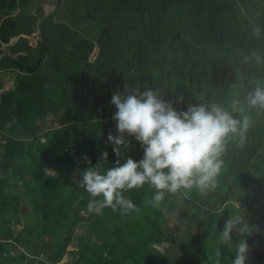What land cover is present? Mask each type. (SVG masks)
Here are the masks:
<instances>
[{"label": "trees", "instance_id": "obj_1", "mask_svg": "<svg viewBox=\"0 0 264 264\" xmlns=\"http://www.w3.org/2000/svg\"><path fill=\"white\" fill-rule=\"evenodd\" d=\"M29 1L0 0V14L21 7L8 17L11 28L1 25L7 39L32 34L41 20L35 46L25 37L9 46L24 53L21 69L11 56L0 57V70H15L0 95V264H59L74 238V259L63 264H168L165 243L176 244L168 223L188 209V224L202 230L180 246L183 264H217V249L224 258L241 241L248 249L264 241L253 230L264 232V108L246 103L264 86V0H55L48 14L41 0L26 11ZM124 89H152L178 111L215 102L237 119L249 117L243 143L236 134L226 138L214 190L180 189L155 206L146 184L123 193L137 210L89 211L80 174L104 151L99 170L117 159L107 142L109 131L115 134L110 99ZM49 116L58 128L42 123ZM142 153L132 139L126 154ZM231 201L241 214L228 209L227 219L247 220L236 240L225 241L216 220Z\"/></svg>", "mask_w": 264, "mask_h": 264}, {"label": "clouds", "instance_id": "obj_2", "mask_svg": "<svg viewBox=\"0 0 264 264\" xmlns=\"http://www.w3.org/2000/svg\"><path fill=\"white\" fill-rule=\"evenodd\" d=\"M177 99L179 102L183 97ZM110 103L116 109L112 116L115 134L109 131L107 142L113 146L117 159L112 167L99 170L95 166L108 160L109 154L104 151L100 161L85 168L79 178V186L90 196L89 211L97 213L104 208L122 215L137 210L133 200L123 193L146 184L155 190L149 201L155 206L160 205L166 194L180 189L214 190L226 138L236 134L243 143L250 124L247 115L237 119L215 102L189 104L186 110L178 111L171 101L161 98L152 89L117 91L112 94ZM239 103L233 101V105ZM246 103L249 108H264V86L249 92ZM236 110L234 107L233 111ZM132 139L143 150L139 159L126 154ZM234 223L230 220L225 223L223 240L230 238ZM254 226L261 234L260 228ZM219 255L217 249V264ZM248 258V244L241 241L235 248L232 264H246Z\"/></svg>", "mask_w": 264, "mask_h": 264}, {"label": "rangeland", "instance_id": "obj_3", "mask_svg": "<svg viewBox=\"0 0 264 264\" xmlns=\"http://www.w3.org/2000/svg\"><path fill=\"white\" fill-rule=\"evenodd\" d=\"M39 1L40 0H31V5H30L29 11H33L34 8L36 7V5L39 3ZM40 4H41L45 14H48L49 12L54 10V8H55V0H41ZM10 13H13V11H11ZM10 21H12V20H10ZM38 22H37V24H38ZM0 26H1V24H0ZM26 37H27L28 43L31 44L32 46H35L36 40L39 39V34H38L37 30H35L32 34H29ZM0 38H1V35H0ZM16 39L17 38H13L12 39L13 41H10V42H14V41H16ZM0 41H2V40L0 39ZM0 48L3 49V53L9 52V48H8L6 43H1ZM93 53H94V51H93ZM93 53H92V55H93ZM1 54L2 53H0V55ZM12 55H15V54H12ZM91 56H90V58H92ZM14 73H15V71L10 70V69H5V70L0 72V81L2 82V85H3V87L0 89L1 93L4 92L8 87H11L13 85ZM55 117L56 116H49L46 119V122L50 123L51 127L58 128L59 124H56V122H53V121H55ZM3 138H4L3 135L0 134V140H2ZM73 178L74 179L77 178L76 174H73ZM236 205L238 207L240 206L239 203H235L233 201L228 202V203L226 202L225 205L221 206L219 210L222 212L224 210L229 209L230 214L236 213V216H238V213L239 214H241V213L237 209L238 207L237 208L235 207ZM22 209L26 210V205L25 206L23 205ZM189 211H190V209H188L185 213L182 212L183 214L182 213L176 214L175 216H173L170 219V221L168 223V227H167V229L169 228L168 231L176 237L175 238L176 244H170L169 242L165 243V247H164L165 252H166L167 256L169 257V261H170V262H168V264H183L184 261H183L182 256H181L182 255V253H181L182 248L180 249V246L185 244V241L188 243H191L192 234L196 233L197 231L202 230V226L191 227L188 224L187 214ZM237 211H238V213H237ZM16 228H18V227H16ZM256 230H258V229L256 228ZM80 231L81 230L79 228H76L75 234H81L82 231L81 232ZM254 232H255V230H254ZM76 242H77V239L74 238V240H72L71 243H69V245L66 247L67 252L64 255V257L62 258V260L59 262V264L65 263L64 261L74 259V257H71V255H70V253H68V251L74 250L77 248ZM250 249H254V252L251 254V256H253V258H254V262L258 263V262H261L262 259H264V241H262V240L253 241L251 248H249V251H251ZM19 250L22 251V247H19ZM258 252H260V253H258ZM34 254L37 256L38 255L41 256L40 254H38V252H35ZM232 257H233V255L229 254L228 256H226L224 258L219 257L218 259H219L220 264H223L224 262H229V260L233 259ZM216 262H217V259H216ZM262 262H264V261H262ZM247 263L250 264L251 262H247Z\"/></svg>", "mask_w": 264, "mask_h": 264}, {"label": "crops", "instance_id": "obj_4", "mask_svg": "<svg viewBox=\"0 0 264 264\" xmlns=\"http://www.w3.org/2000/svg\"><path fill=\"white\" fill-rule=\"evenodd\" d=\"M30 5H31V0L29 1V2H27L26 3V11L28 10H30ZM20 6L17 4V7H16V10H14L13 11V13H10V14H7V15H4V14H0V24L2 25V24H4L3 23V20H8V17H9V15H14V14H16L19 10H20ZM36 8H34V10H35ZM34 10L33 11H30V12H34ZM10 21V20H9ZM5 25H7V24H5ZM12 25H13V22L11 21V26H8V27H12ZM0 29H1V26H0ZM36 30H37V32H38V34H39V29L37 28V26H36ZM8 33V32H7ZM17 35V36H16ZM16 35H13V36H11V37H9V39H7L4 35H1V40H2V37L3 38H5V41H0V47H1V43H6L7 44V46H8V48H9V46H11V45H14L17 41H18V39L20 38V37H25V38H27L26 36L27 35H24L23 33H21V32H18ZM13 38H17L16 39V41H14V42H10V41H13L12 39ZM38 39V38H37ZM29 44V43H28ZM29 45H31V44H29ZM32 46V45H31ZM97 48V47H96ZM95 49V48H94ZM94 51V50H93ZM0 53H2L1 55H0V57L2 56V55H4V54H7V55H9V56H11L12 58H14L15 59V55L16 54H18V53H15V55H12V53L10 52V50H9V52H6V53H3V49L2 48H0ZM19 53H22V52H19ZM23 55H24V53H22ZM22 55V56H23ZM96 55V54H95ZM21 61V60H20ZM20 61H19V66H21L20 65ZM16 64V63H15ZM17 65V64H16ZM18 66V65H17ZM18 66V67H19ZM8 69H10V68H8ZM19 69H21L20 67H19ZM4 70V69H3ZM3 70H0V72L1 71H3ZM10 70H14V69H10ZM15 71V70H14ZM2 87H3V85H2ZM1 87V88H2ZM0 88V89H1ZM8 88H10V87H8ZM7 88V89H8ZM6 89V90H7ZM0 95H1V91H0ZM53 122H56V121H53ZM42 123L44 124V123H47V122H45V121H43L42 120ZM48 125L46 126V127H48V126H50V123H47ZM1 134V133H0ZM3 135V134H2ZM3 139L2 140H0V142H2V143H4V141H5V139H6V137L3 135ZM4 150H5V148H2L1 150H0V159H1V153L2 152H4ZM49 171H52V170H49ZM258 227V226H257ZM259 228V227H258ZM253 230H255V234H258V232H257V230H256V228H255V226H254V229ZM261 230V229H260ZM261 234H264V232L261 230ZM253 251H254V249H253ZM258 253H260V252H258ZM262 261H264V259H262ZM254 262V258H253V256H250V258H248V262H251L250 264H264V262ZM246 264H249V263H246Z\"/></svg>", "mask_w": 264, "mask_h": 264}, {"label": "water", "instance_id": "obj_5", "mask_svg": "<svg viewBox=\"0 0 264 264\" xmlns=\"http://www.w3.org/2000/svg\"><path fill=\"white\" fill-rule=\"evenodd\" d=\"M3 23L4 24H7L8 26H11V21L9 20H3ZM40 25H41V20L38 22L37 24V28L39 29L40 28ZM34 36V35H33ZM103 36V29L101 30L97 40H96V43H99L101 38ZM2 41H5V38L2 37ZM96 50V51H95ZM94 50V53L93 55L91 56L92 58H90L91 60L94 59L95 57V54L97 53V48H95ZM22 53H18L15 55V61L17 62V64L19 65V61L22 59ZM88 60L85 65L91 61V60ZM46 126L48 125L47 123H44ZM227 213H228V210H224L221 212L220 216L218 217V219L216 220V227L220 230V231H223L224 230V227H225V223L227 221H229L227 219ZM246 216L245 215H241V218L239 220H236L234 221V227L230 233V237L233 239V240H236L237 239V233H236V230L238 228H244L245 229V224H246ZM254 251H249V258H250V255L253 253Z\"/></svg>", "mask_w": 264, "mask_h": 264}, {"label": "flooded vegetation", "instance_id": "obj_6", "mask_svg": "<svg viewBox=\"0 0 264 264\" xmlns=\"http://www.w3.org/2000/svg\"><path fill=\"white\" fill-rule=\"evenodd\" d=\"M18 40H19V39H18ZM37 41H38V40H36V43H37ZM22 57H23V56H22ZM11 58H12V57H11ZM13 59H14V58H13ZM14 61H15V59H14ZM15 63L17 64V62H16V61H15ZM17 65H18V64H17ZM18 66H19V65H18ZM19 67H20V68H22L21 66H19ZM25 68H32V67H31V66H29V65H26V66H25Z\"/></svg>", "mask_w": 264, "mask_h": 264}]
</instances>
